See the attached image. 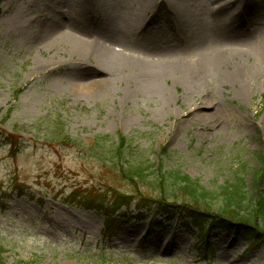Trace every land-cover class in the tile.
Instances as JSON below:
<instances>
[{
    "label": "rangeland",
    "instance_id": "rangeland-1",
    "mask_svg": "<svg viewBox=\"0 0 264 264\" xmlns=\"http://www.w3.org/2000/svg\"><path fill=\"white\" fill-rule=\"evenodd\" d=\"M77 1L0 0L3 263L264 264V247L251 249L231 231L215 229L201 235L195 229L190 234L181 220L167 222L156 202L138 207L142 194L157 201V193L140 185L139 194L98 152L105 142L109 146L124 136L134 161L153 160L164 165V171H179L209 190L232 185L240 175L252 186L251 169L260 166L256 157L264 153V22L249 21L241 41H232L241 54L239 72L248 76L244 81L233 73L235 63L217 75L204 76L202 56L221 46L198 50L168 42L181 35L176 33L178 25L169 26L153 11L145 13L143 0H104L91 17L95 28L67 25L58 30L72 32L84 43H98L100 53L123 55L128 66L120 77L116 70L102 68L98 54L88 53L81 60L63 43L48 46L50 37L33 24L44 18L40 9L48 10L51 3L75 18ZM238 1L220 3L233 8ZM162 2L173 12L172 0ZM188 4L194 19L210 22L214 0ZM135 13L148 23L154 19L149 31L133 23ZM105 14L121 34L102 35ZM22 20L24 28L18 24ZM150 31L164 49H147L146 42L156 38ZM155 62L188 63L190 68L183 78L171 75L161 81L165 94L142 74L141 65ZM66 136L79 145L68 144ZM109 187L127 195L130 205L119 206ZM258 187L263 192L264 185ZM99 196L103 198L95 205L116 211L109 228L101 211L76 204ZM177 202L179 208L171 210L182 207L183 202Z\"/></svg>",
    "mask_w": 264,
    "mask_h": 264
},
{
    "label": "trees",
    "instance_id": "trees-1",
    "mask_svg": "<svg viewBox=\"0 0 264 264\" xmlns=\"http://www.w3.org/2000/svg\"><path fill=\"white\" fill-rule=\"evenodd\" d=\"M65 140L68 144L79 145L77 141L67 136ZM110 142L111 145L107 146L108 142H105L98 151L109 160L107 166L118 172L122 181L132 186L139 194L140 185H143L142 187L146 185L157 193L155 197L157 201H151L149 196L142 194L138 207H149L153 204L152 202H156L158 210L166 221L173 222L176 218L181 220V226L191 234L195 233V229H198L201 235L205 231L207 233L220 229L226 232L231 231L234 236L246 241L251 249L264 247V190L258 191V185H264L262 175L264 153L256 157L260 166L254 170L251 169L254 178L252 186H249L246 179L240 175L236 177L232 185L222 186L218 190H209L179 171H164V165H159L153 160L142 158L140 162L134 161L127 137L120 136L118 142ZM165 152L166 148H163L162 153ZM251 191H256L255 197L251 196ZM108 193H111L118 201L119 206L130 205L127 195L118 194L111 187ZM74 197L82 199L80 195ZM102 198L99 196L76 204L85 209L101 211L106 217L105 221L109 228L116 211L109 212L103 205H95L94 202ZM170 201H175L177 205H169ZM177 201L183 202L182 207L171 210L172 207L179 208ZM66 204H75V202H66ZM116 210H118L117 207ZM206 239L205 237L204 241ZM0 264H5L1 258Z\"/></svg>",
    "mask_w": 264,
    "mask_h": 264
},
{
    "label": "bare ground",
    "instance_id": "bare-ground-1",
    "mask_svg": "<svg viewBox=\"0 0 264 264\" xmlns=\"http://www.w3.org/2000/svg\"><path fill=\"white\" fill-rule=\"evenodd\" d=\"M195 0H172L174 4L173 12L167 11L162 0H143V10L145 13L153 11L156 16L162 15L165 17V20L168 22L169 26L172 24H177L180 29L176 33H180L177 39L168 40L174 45L181 46V44H187L190 48L195 47L198 50L206 49L209 46H221L217 52L210 54L207 53L202 56L200 63L205 71L204 76H213L217 75L221 69L230 68L232 63H235L236 70L234 74H237L243 77V81L248 78L247 75L239 72L242 70V64L238 60L241 58L236 50V46L232 44L233 40L241 41L247 33V28H249V21L259 20L260 23L264 22V1L262 4L256 0H242L233 8H223L220 0H214L215 4L212 7V17L210 22L203 21L200 18H193V10H190L189 2ZM104 0H78V11H74L75 18L71 15L65 14L61 11L60 6L51 5L48 6V10L40 9L43 19L36 20L37 29H40L42 34H46L50 37V41L47 43L48 46H55L57 43H63L64 46H70L72 51L75 54H79L80 59L87 56L88 53L98 54L97 57L101 58L103 66L102 68H110L112 71L116 70L118 76L121 77L124 70L123 67L128 66L127 60L123 55L109 51L100 53L98 43H84L83 40L79 39L72 32H63L58 34V30L61 27L74 26L79 30L87 28H95V25L92 23L91 17L96 12L98 5L103 4ZM50 12V17L49 12ZM103 12H106V8L103 7ZM45 13V14H44ZM104 23L100 27V32H102L105 38H108L107 33H119V28L114 27L111 22L110 14H105ZM139 14H136L132 17V21L135 25H141L145 30H150L152 27L151 19L150 23L145 22L144 20L138 18ZM194 19V20H193ZM16 22V21H15ZM19 27H23L26 24L25 20L20 21ZM246 26V27H244ZM27 27V25H26ZM246 29V32H245ZM150 35H155V39H149L146 42L147 49L155 48L154 50H161L163 48L162 41L157 38L158 36L150 31ZM181 38V39H179ZM179 39V40H178ZM101 47V46H100ZM162 47V48H161ZM206 47V48H205ZM160 48V49H158ZM164 49V48H163ZM100 53V54H99ZM100 62V63H101ZM199 64V63H198ZM131 65V64H129ZM142 69V74L152 83L151 87L157 91H163L166 94V91L162 89L161 81L169 79L171 75L176 76L177 78H183L186 71L190 68L188 63H178L175 65L167 64H145L140 66ZM229 76V75H228ZM234 79L233 77H228ZM77 80H72L75 82ZM69 85L74 86V83H69Z\"/></svg>",
    "mask_w": 264,
    "mask_h": 264
}]
</instances>
